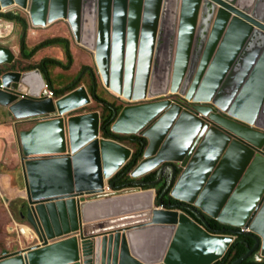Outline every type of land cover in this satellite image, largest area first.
I'll return each mask as SVG.
<instances>
[{"label":"water","instance_id":"95a60500","mask_svg":"<svg viewBox=\"0 0 264 264\" xmlns=\"http://www.w3.org/2000/svg\"><path fill=\"white\" fill-rule=\"evenodd\" d=\"M12 8L33 27L66 21L120 104L84 85L46 97L0 42V106L30 125L20 219L36 241L0 264H216L239 236L255 245L233 264L264 259V0H0ZM92 101L113 112L108 130L103 111L75 113ZM125 168L116 180L160 197L118 189Z\"/></svg>","mask_w":264,"mask_h":264},{"label":"rangeland","instance_id":"374dc122","mask_svg":"<svg viewBox=\"0 0 264 264\" xmlns=\"http://www.w3.org/2000/svg\"><path fill=\"white\" fill-rule=\"evenodd\" d=\"M9 11L17 12L26 18V21L28 23V27L26 30V45L28 46L29 49L41 43L45 39H49V38L62 37V38H66L69 40L70 50H71L72 58H73L70 68L68 70H63L61 68L56 67V68L50 69V72H49L50 79L56 88L69 85L73 81L77 83V86L84 85L87 88L89 87L90 79L86 74L83 73V68L85 66H90L93 69L94 73L96 74V68H95L93 56L88 50L82 48L75 42L73 35H72L71 28L66 21L58 20L48 25L45 28L33 27L30 24L28 15L25 11L19 10L17 8H12ZM1 21L3 22L5 20L0 19V22ZM8 23L13 25L12 32L8 34V31L10 29L6 31L7 29L6 27L9 25L7 24L4 25L2 27L3 37H0V42L3 44H5L4 42L9 44V46L12 48L15 54L16 59L14 63L6 66L7 69H14L17 71L24 72L25 71L24 69L28 65L36 64L43 58H56V59H60L63 63L67 62L64 56V53L62 51V48H60L59 46L47 47V48H44V50L42 48L31 59L24 60L21 57L20 49H19V37H20V34L22 33V29L19 25H15L12 22H8ZM96 80H97V85H98L97 77H96ZM98 92L101 95V97L107 99L109 103L114 100L111 97L112 95L111 93H108L105 90L102 91V89L100 90V88L99 89L97 88V94ZM113 103L114 102H112L111 104ZM3 108L2 106H0V125L3 127L4 126L7 127V129H5L7 130V134L3 135L0 132V176L3 175L4 173H9L8 175H10L11 177H14V175H19L18 170H19V165H20L19 140L17 137V133L25 128H28L30 125H26V124L18 125L17 124V126H14V123H13L14 119L11 120V119L6 118L5 116L6 113H4ZM88 110H96V111L99 110L102 112V107L99 104H97V102L93 101L90 105H88L84 109L76 111L75 113H83L84 111H88ZM132 193L134 192L130 190L123 191L120 193H116L115 195L112 194L111 197L117 198V197H122L125 195H130ZM14 204L16 203H13L12 205H10L8 197H6L3 194V192L0 190V248L1 250L11 251L17 248V246H19V243H20L18 239L19 236L15 234V231L11 232L8 230V226L15 227L16 225H20L19 223L13 222L12 220V218L17 219V216H12V213H13L12 208L14 209Z\"/></svg>","mask_w":264,"mask_h":264},{"label":"trees","instance_id":"16d2710c","mask_svg":"<svg viewBox=\"0 0 264 264\" xmlns=\"http://www.w3.org/2000/svg\"><path fill=\"white\" fill-rule=\"evenodd\" d=\"M0 19L8 21V22H12L15 25H19L21 27L22 33L20 34V37H19V49H20L21 57L24 60L31 59L42 48L44 49L47 47H54V46H59L60 48H62L64 56L67 60L66 63H63L61 60L56 59V58H43L36 64L28 65L24 69L25 71L32 70V69H39L42 72L44 78L46 79V84L53 91V94L56 97L61 96L65 94L66 92L72 90L73 88L77 87V83L74 82L70 85H67L66 87L56 88L53 85L50 79V74H49L50 69L52 68L58 67L63 70H68L70 68L73 58H72V53L70 50L68 39L62 38V37H54V38L45 39L41 43L29 49L28 46L26 45V30L28 27L26 18L17 12L8 11V12H0ZM102 111H103V114L105 113V115L102 117V126L108 130L109 125L112 121L113 112L105 105L102 106ZM120 140L122 141L123 139L121 138ZM125 170L126 168L123 169L119 174H117L114 177V180L120 177V175ZM157 179H158V173L155 172V173H152L146 176L143 179V181L153 182V181H156ZM115 184L116 186H118V189H122V188L140 189V190L156 189L158 192L157 199L160 197V195L162 194V192L164 191L166 187L165 185L157 186L156 188L148 187V186H133V184L131 183V180L127 178L124 180L123 179L116 180ZM163 202L169 203V204L176 203L175 201L171 200L168 196H166V199H164ZM183 212L189 215L190 217L194 218V216L191 215L190 213L186 211H183ZM208 223L211 225V227L217 230L225 228L224 226H221L220 224H218L217 222L213 220H208ZM254 245H255V242L252 239L248 237L239 236L236 242L233 244V246L230 248V250L224 257V259L216 264H233L238 259L242 258L248 252L249 248H252ZM0 252H1V248H0ZM243 264H264V261L259 262L257 260V254H255L253 257L248 259Z\"/></svg>","mask_w":264,"mask_h":264},{"label":"crops","instance_id":"0c3cea01","mask_svg":"<svg viewBox=\"0 0 264 264\" xmlns=\"http://www.w3.org/2000/svg\"><path fill=\"white\" fill-rule=\"evenodd\" d=\"M3 22L6 23V21H3ZM7 24L11 26V27L9 26V28L7 27V29H6V31H8L10 29L8 31V34H10L12 32L13 25L9 24L8 21H7ZM4 43H5L4 45L9 46L8 43H6V42H4ZM247 103H248V101H246V104ZM3 110H4V113H6V115H5L6 118L13 120L12 118H10L7 115V109L3 108ZM5 129H7L6 126L3 127V126L0 125V132L3 135L7 134V130H5ZM126 144H128V143H126ZM4 174H3L4 176L3 175L0 176V190L3 192V194L6 197H8L10 205H12L13 203H16V204H14V209L12 208V212H13L12 216H17V219L12 218V220H13V222H17L20 225L25 226V222L20 219V206L24 203V191H23L22 181L18 177V175H14V177H11L10 175H8L9 173H4ZM125 191H129V190H125ZM109 196H112V195H109ZM109 196H105V197H109ZM10 227L11 226H8V230H9ZM16 235L19 236L17 233H16ZM22 237L23 236H19V238H18L19 241H20V243L18 242L19 246H17V248H15L13 250H18V249H20L22 247L30 246V245L36 243L34 238H31V237L22 238ZM12 241H14V240H12ZM13 243H15V242H13ZM13 250H11V251H13Z\"/></svg>","mask_w":264,"mask_h":264},{"label":"flooded vegetation","instance_id":"af4514ba","mask_svg":"<svg viewBox=\"0 0 264 264\" xmlns=\"http://www.w3.org/2000/svg\"><path fill=\"white\" fill-rule=\"evenodd\" d=\"M9 47V46H8ZM11 48V47H10ZM63 51V50H62ZM60 60V59H59ZM83 73L84 74H86L88 77H89V79H90V83H89V87L87 88L88 89V91L91 93L94 89L96 90L97 88L99 89L100 88V90L102 89V91H104L103 90V87H102V83H101V80H100V78H99V76H97L95 73H94V71H93V69L90 67V66H85L84 68H83ZM96 77L98 78V85H97V80H96ZM106 93V92H105ZM96 94H97V91H96ZM98 101L100 102L101 100H105L106 102H109V101H107V99H105V98H102L101 97V95L99 94V92H98ZM111 97H112V99H114L112 102H114L113 104H120V102H117L116 100H115V97L114 96H112L111 95ZM173 100H176V101H179L180 99L178 98V97H176V95H174V96H172L171 97ZM93 102V101H92ZM112 102H110V103H112ZM97 104H98V102H97ZM104 106V105H103ZM102 107V106H101ZM158 186H162V185H158ZM166 205H168V206H173L174 204H176V203H165ZM211 226V225H210ZM213 228V227H212ZM3 251H5V250H1V252H0V254L3 252Z\"/></svg>","mask_w":264,"mask_h":264},{"label":"built area","instance_id":"2783aa9c","mask_svg":"<svg viewBox=\"0 0 264 264\" xmlns=\"http://www.w3.org/2000/svg\"><path fill=\"white\" fill-rule=\"evenodd\" d=\"M3 23H5V22H0V37H3V34H2V27L4 26V25H6L7 23H5V24H3ZM8 25V24H7ZM10 26V25H9ZM6 27V26H5ZM11 27V26H10ZM12 29V28H11ZM43 92H44V94H45V96L46 97H54V94H53V91L48 87V85L47 84H45V86H44V89H43ZM123 191H125V190H123ZM123 191H118V192H116V191H114V192H112L109 188H108V186L106 185L105 186V193L103 194V196H109V195H112V194H116V193H120V192H123ZM9 231H11V232H13V231H15V233H17L18 235H23V236H25V233L27 232L28 234H29V230H28V228L27 227H25V226H20V225H16L15 227H10L9 228ZM257 260L259 261V262H262V261H264V259H262V258H260V257H257Z\"/></svg>","mask_w":264,"mask_h":264},{"label":"clouds","instance_id":"9594fccd","mask_svg":"<svg viewBox=\"0 0 264 264\" xmlns=\"http://www.w3.org/2000/svg\"><path fill=\"white\" fill-rule=\"evenodd\" d=\"M20 226H22V225H20ZM11 227H12V226H11ZM25 227H27L26 224H25ZM29 233H30V232H29ZM15 234H16V233H15ZM28 235H29V234H28ZM19 236H23V235H19ZM24 237L28 238V237H30V236H23V238H24Z\"/></svg>","mask_w":264,"mask_h":264},{"label":"bare ground","instance_id":"6f19581e","mask_svg":"<svg viewBox=\"0 0 264 264\" xmlns=\"http://www.w3.org/2000/svg\"><path fill=\"white\" fill-rule=\"evenodd\" d=\"M6 23H7V22H6ZM7 27L9 28V26H7ZM7 27H6V28H7ZM25 236H29L27 232L25 233Z\"/></svg>","mask_w":264,"mask_h":264}]
</instances>
